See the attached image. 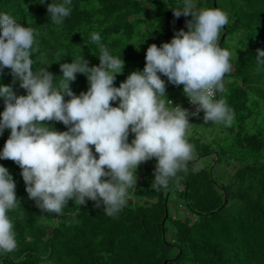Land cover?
Here are the masks:
<instances>
[{
  "label": "trees",
  "instance_id": "trees-1",
  "mask_svg": "<svg viewBox=\"0 0 264 264\" xmlns=\"http://www.w3.org/2000/svg\"><path fill=\"white\" fill-rule=\"evenodd\" d=\"M48 3L0 0V11L40 32L34 68L46 63L59 80L62 63L84 57L90 66L99 65L100 50L90 38L99 32L111 53L125 61L117 87L131 72L143 70L151 44L170 42L179 29L187 31L186 21L192 19L191 14L174 15L180 0H73L71 15L57 29ZM215 6L229 13L221 47L232 52V70L217 98L234 110L231 126L208 121L209 132L187 134L194 153L167 187H151L156 158L141 163L137 184L115 216L92 200L80 206L69 202L62 215L45 213L29 198L21 168L0 159L21 201L9 213L18 247L0 254V264H264V65L256 59L257 50H264V0H215ZM197 8L215 7L213 0H198ZM161 78L167 102L186 98L183 85ZM13 79L9 68L0 73L2 84L12 85ZM14 87L26 94L18 82ZM70 87L77 95L87 91V77L78 73ZM203 115L190 123L204 120ZM47 123L67 130L62 122ZM9 135L5 130L0 136V150ZM133 138L130 133L129 142ZM206 156H211L208 163L195 164ZM176 190L181 200L173 211L170 196Z\"/></svg>",
  "mask_w": 264,
  "mask_h": 264
},
{
  "label": "clouds",
  "instance_id": "clouds-1",
  "mask_svg": "<svg viewBox=\"0 0 264 264\" xmlns=\"http://www.w3.org/2000/svg\"><path fill=\"white\" fill-rule=\"evenodd\" d=\"M197 3L180 0L173 12L177 18L191 14L187 31L179 29L160 46L151 44L143 70L131 72L118 87L114 82L125 61L111 53L99 32L90 33L100 50L99 65L90 66L84 57L73 59L60 64L57 80L44 67L48 64L34 68L40 32L0 11V73L9 68L14 77L12 85L0 83V136L10 130L0 159H11L21 168L28 196L37 207L62 215L69 202L80 206L92 200L106 215L115 216L137 184L141 163L157 160L153 189L167 187L177 177L194 153L187 138L191 123L187 109L168 95L172 105L164 99L162 75L167 83L183 85V94L196 106L193 116L202 110L205 123L231 126L234 110L216 97L225 90L224 77L232 70V52L220 45L229 13L198 9ZM47 10L59 29L72 13L73 0H51ZM256 59L264 65V50H257ZM78 73L89 82L79 95L70 87ZM17 82L26 94L17 93ZM49 121L62 122L67 130L59 131ZM16 189L13 175L0 164V254L18 247L9 215L21 205Z\"/></svg>",
  "mask_w": 264,
  "mask_h": 264
},
{
  "label": "rangeland",
  "instance_id": "rangeland-1",
  "mask_svg": "<svg viewBox=\"0 0 264 264\" xmlns=\"http://www.w3.org/2000/svg\"><path fill=\"white\" fill-rule=\"evenodd\" d=\"M209 131H210V126L207 125V123H205V121L201 119V121H199V122L196 121L194 123H191L187 134H189L191 132H196V133L202 134V133H207ZM210 158H211V156L203 157L199 160H196L195 164L198 165V164L208 163L210 161ZM179 194H180L179 190H176L174 192V194L170 196V206H172L173 211H174V206L177 205V203H179V201L181 200V197L179 196Z\"/></svg>",
  "mask_w": 264,
  "mask_h": 264
},
{
  "label": "built area",
  "instance_id": "built-area-1",
  "mask_svg": "<svg viewBox=\"0 0 264 264\" xmlns=\"http://www.w3.org/2000/svg\"><path fill=\"white\" fill-rule=\"evenodd\" d=\"M217 94H218V93H217ZM217 94H216V97H217ZM172 101H173V100H172ZM172 101L169 100V101L167 102L169 106L172 105ZM173 103H174V104H180V105H182L185 109L188 110V112H189V121L194 117V116L192 115V113L196 111V106L193 105V104L189 101V99H188L187 97H186L185 99H181V100H178V101H173ZM202 113H204V112L201 110L199 114H202Z\"/></svg>",
  "mask_w": 264,
  "mask_h": 264
},
{
  "label": "water",
  "instance_id": "water-1",
  "mask_svg": "<svg viewBox=\"0 0 264 264\" xmlns=\"http://www.w3.org/2000/svg\"><path fill=\"white\" fill-rule=\"evenodd\" d=\"M213 4H214V7L216 8V6H215V0H213ZM224 35H225V33H223L222 34V37H221V40H220V45H221V43H222V41H223V39H224ZM204 117V115L203 116H201V118H203ZM165 216H167V214H165ZM166 263V261L164 262V264Z\"/></svg>",
  "mask_w": 264,
  "mask_h": 264
}]
</instances>
